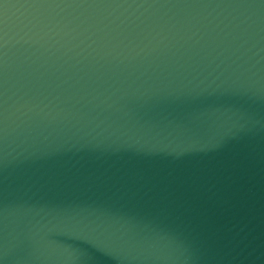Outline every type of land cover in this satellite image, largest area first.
Instances as JSON below:
<instances>
[{
  "label": "water",
  "instance_id": "obj_1",
  "mask_svg": "<svg viewBox=\"0 0 264 264\" xmlns=\"http://www.w3.org/2000/svg\"><path fill=\"white\" fill-rule=\"evenodd\" d=\"M0 264H264V0H0Z\"/></svg>",
  "mask_w": 264,
  "mask_h": 264
}]
</instances>
